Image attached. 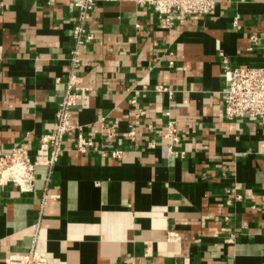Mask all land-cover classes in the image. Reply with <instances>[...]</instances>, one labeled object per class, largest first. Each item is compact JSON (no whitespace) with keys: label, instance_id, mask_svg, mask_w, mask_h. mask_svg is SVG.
Returning a JSON list of instances; mask_svg holds the SVG:
<instances>
[{"label":"crops","instance_id":"obj_1","mask_svg":"<svg viewBox=\"0 0 264 264\" xmlns=\"http://www.w3.org/2000/svg\"><path fill=\"white\" fill-rule=\"evenodd\" d=\"M78 25L68 0H0V156L33 154L52 132L71 72L89 96L72 121L93 142L78 151L72 131L32 191L0 186V264L32 249L49 264L148 251L157 264H264V119H228L222 94L224 57L264 67V0H219L171 26L147 4L97 0L80 42ZM171 120L176 156L159 140Z\"/></svg>","mask_w":264,"mask_h":264},{"label":"built area","instance_id":"obj_2","mask_svg":"<svg viewBox=\"0 0 264 264\" xmlns=\"http://www.w3.org/2000/svg\"><path fill=\"white\" fill-rule=\"evenodd\" d=\"M97 0H68L72 9L78 11L79 25L75 29L77 39L81 40L86 31L85 24L91 17ZM112 1V0H105ZM139 4H147L157 14L159 20L171 26L174 18H187L190 16H211L215 14L219 0H134ZM140 25H137L139 28ZM88 40L93 35L86 36ZM253 41L254 37L251 38ZM73 64L78 63V51H74ZM222 66L225 78V88L222 92L224 101V113L228 119L252 118L264 119V67L231 66L224 57ZM75 75L71 72L66 84V91L59 109L52 132L42 136L38 148L31 154L24 146H16L9 154L0 156V186L13 184L20 191L29 192L34 189L37 180L36 168L47 167L50 172L58 160L62 150V144L66 134L74 131L77 138V149L86 152L93 142L87 140L77 123H73L74 111L85 109L89 106L88 89L81 81H75ZM78 79V78H77ZM161 92H169L163 86ZM135 103V100L132 102ZM109 137L113 136L112 128H108ZM133 137L134 132H130ZM160 142L168 152L177 155L181 136L178 133L174 121H169L166 131L159 137ZM155 147V143L150 145ZM113 157L120 158L122 151L112 150ZM37 230V227L35 228ZM167 240L176 242L180 237L175 232H169ZM152 253L145 254L146 260L138 263L134 258H126L123 264H157L152 260ZM5 264H49V259L44 252L32 249L27 255H10L5 259ZM165 264H179L177 261Z\"/></svg>","mask_w":264,"mask_h":264}]
</instances>
